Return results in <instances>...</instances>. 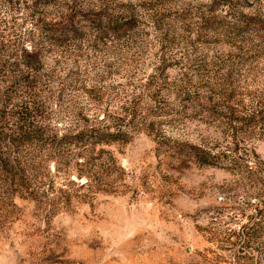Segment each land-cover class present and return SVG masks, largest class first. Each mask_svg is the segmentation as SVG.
<instances>
[{
	"label": "rangeland",
	"instance_id": "374dc122",
	"mask_svg": "<svg viewBox=\"0 0 264 264\" xmlns=\"http://www.w3.org/2000/svg\"><path fill=\"white\" fill-rule=\"evenodd\" d=\"M211 2L0 0V138L38 136L27 185L0 177V264L262 258L264 0ZM124 11L134 28L96 34ZM98 131L122 140H76Z\"/></svg>",
	"mask_w": 264,
	"mask_h": 264
},
{
	"label": "trees",
	"instance_id": "16d2710c",
	"mask_svg": "<svg viewBox=\"0 0 264 264\" xmlns=\"http://www.w3.org/2000/svg\"><path fill=\"white\" fill-rule=\"evenodd\" d=\"M228 2L229 0H212V8H214L213 10H215L219 6L225 5ZM124 13H121L116 17L114 14H96L93 16L94 19L90 22L92 23L96 34L103 35L109 33L112 36H121L135 26L133 20L128 18V12L124 11ZM259 30L264 33V28H260ZM62 36L63 34H60L58 39H61ZM35 59L36 55L32 52L23 55L22 66L26 69L32 70L36 65L34 62ZM7 124L8 123H6V125ZM16 133H14L13 135H4L2 140L0 138V177H4V180H9V186L14 189V192L15 190H19V188L22 189L23 186L27 185L26 180H28L27 177H25L24 171L18 170V166L20 163L19 159L17 158V154L24 145L32 142V140H38L35 139L38 136H32L29 132L18 131ZM76 140L78 143L91 142L93 144H112L121 142L122 137L121 134L117 132L110 133L105 131H98L91 132L90 135L81 134L77 137ZM186 155L190 157L198 167L216 166L217 157L202 152L200 148L188 147ZM32 178H30V181L32 180ZM2 183H5V181H2ZM258 215L261 216L262 214L259 213ZM261 217L264 218V215H262ZM261 256L262 258H259L257 260V264L264 262V252L261 253Z\"/></svg>",
	"mask_w": 264,
	"mask_h": 264
}]
</instances>
